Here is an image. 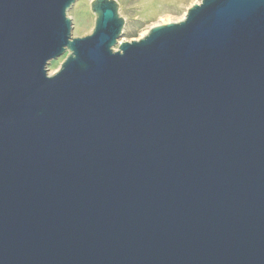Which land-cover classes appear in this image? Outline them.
I'll return each mask as SVG.
<instances>
[{
    "label": "water",
    "instance_id": "water-1",
    "mask_svg": "<svg viewBox=\"0 0 264 264\" xmlns=\"http://www.w3.org/2000/svg\"><path fill=\"white\" fill-rule=\"evenodd\" d=\"M77 1L0 0V264H264V0Z\"/></svg>",
    "mask_w": 264,
    "mask_h": 264
},
{
    "label": "rangeland",
    "instance_id": "rangeland-1",
    "mask_svg": "<svg viewBox=\"0 0 264 264\" xmlns=\"http://www.w3.org/2000/svg\"><path fill=\"white\" fill-rule=\"evenodd\" d=\"M119 13L125 19V27L121 39L124 41L138 40L145 36L149 29L159 24L179 22L184 19L187 11L201 0H116ZM92 0H78L69 10L72 20V35L75 38L85 37L94 29L95 16L90 4ZM67 57V53L50 61L47 68L49 74L55 73Z\"/></svg>",
    "mask_w": 264,
    "mask_h": 264
}]
</instances>
